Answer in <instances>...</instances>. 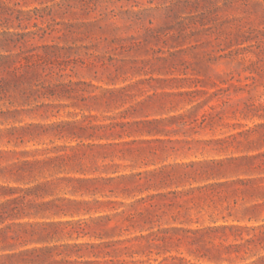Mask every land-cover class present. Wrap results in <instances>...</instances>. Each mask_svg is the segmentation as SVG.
<instances>
[{"label":"rangeland","instance_id":"1","mask_svg":"<svg viewBox=\"0 0 264 264\" xmlns=\"http://www.w3.org/2000/svg\"><path fill=\"white\" fill-rule=\"evenodd\" d=\"M62 1L74 8L60 10L57 5ZM54 6L53 17H47L43 10ZM47 21L60 32L45 35L39 31L44 36L35 40L19 38L18 34L45 29ZM67 26L74 27L68 30ZM45 46L51 49L46 51ZM17 54L21 58L49 55L51 63L68 65L59 74L41 64L35 68L33 85L52 88L72 83V90L55 89V96L33 102L31 107L37 111L24 117L21 125L77 123L90 128L184 117L185 124L179 120L167 123L161 135L126 138V142H135L133 150L143 152L137 162L116 160L120 174L172 164L254 158L219 171L197 169L190 176L177 169L167 186L145 190L138 198L167 196L158 198L167 210L163 226L245 228L207 235L204 245L216 253L221 246L254 236L251 229L264 224V0H0V55ZM123 114L125 119H121ZM67 131L80 133L78 129ZM121 131L115 129L117 134ZM90 135L94 138L44 137L19 148L14 147L15 142L5 141L0 142V151L33 153L105 144L98 137L108 133H85V137ZM122 188L108 194L109 199H98L129 204L132 200L120 194ZM60 196L64 195H56ZM113 213L103 207L97 214L32 218L22 223H59ZM170 255L195 264H243L225 254L198 258L183 246ZM162 258L153 254L150 260L143 259L145 264H157L155 259L160 262Z\"/></svg>","mask_w":264,"mask_h":264},{"label":"trees","instance_id":"2","mask_svg":"<svg viewBox=\"0 0 264 264\" xmlns=\"http://www.w3.org/2000/svg\"><path fill=\"white\" fill-rule=\"evenodd\" d=\"M57 6L66 11L74 8L68 1H62ZM54 8L43 11L52 18ZM40 11L35 10V13ZM37 18L43 19L44 16ZM35 27L39 28L37 25ZM72 27L67 26L68 30ZM39 31L45 35L60 32L47 21L45 29L18 35L21 40L26 36L35 40L44 36ZM63 36H67V32ZM44 49L47 51L51 47L45 46ZM48 56L37 54L21 58L20 54L0 55V127L12 125L0 130V142H15L14 147L19 148L44 137L92 139L93 135L85 137L89 130L104 131L108 136L98 137V140H106L105 144L54 147L33 153L0 151V264H145L143 258L150 260L153 254L163 257L160 262L155 259L157 264H195L183 257L167 256L174 248L182 246L188 254L198 258L211 259L225 254L235 256L243 264H264V224L251 229L254 236L221 246L219 251L213 253V249H207L204 245L207 235L226 230L242 231L245 228L227 225L196 229L165 227L162 222L167 210L164 209L165 205H160L158 198L167 196L157 194L138 198L145 190L167 186L174 180L177 169H183L184 175L190 176L197 169L203 172L219 171L226 167H237L238 163L254 158L172 164L123 175L115 161L137 162L143 152L142 149L133 150L131 145L135 142H126V138L133 134L161 135L167 123L179 120L185 124L182 123L184 117L134 124L118 122L90 128L79 127L77 123L21 125L24 117L37 111L31 107L33 102L55 96V89L72 90V83L54 85L52 88L33 85L32 78L37 76L35 68L41 64L50 72L58 71L59 74L68 68V65L51 63ZM34 57L37 60L32 61ZM125 118V114L121 115V119ZM118 127L122 131L117 134L115 129ZM68 129H78L80 133ZM152 155L157 156V153L153 152ZM121 186L120 194L132 200L129 204L98 199L99 196L109 199L111 196L108 194H114ZM60 193L64 196L56 197ZM86 197L92 200L88 201ZM103 207L110 208L114 213L59 223H22L32 218L49 220L97 214ZM27 227L31 230H27ZM22 236L37 237V240L19 241ZM54 237L58 239L54 240ZM155 250L157 252L154 253Z\"/></svg>","mask_w":264,"mask_h":264}]
</instances>
